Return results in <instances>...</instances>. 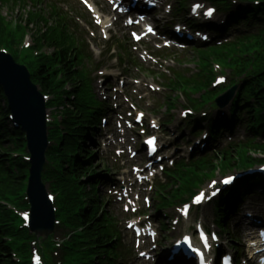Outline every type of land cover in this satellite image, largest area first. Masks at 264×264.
Here are the masks:
<instances>
[{"label":"trees","instance_id":"trees-1","mask_svg":"<svg viewBox=\"0 0 264 264\" xmlns=\"http://www.w3.org/2000/svg\"><path fill=\"white\" fill-rule=\"evenodd\" d=\"M2 7L5 8L10 14L19 13L16 10L22 11L26 7H28L26 0H6L2 2ZM20 14V13H19ZM21 22H23V25L25 28H30L33 32V35L35 37V43L38 45H45L47 47H50L54 49V52L52 54V58H41L39 65L35 68V81L40 86L42 91H51L54 90L51 86V81H49L48 77L45 75L50 67H54L59 65L61 68V71L67 81H74L77 85L79 82H82V75L79 71H74L72 66L71 59L68 60L67 58V51L68 49L64 46V44L60 45L57 42V39L55 38V35L53 32H51L49 29H47V23H45L41 18L36 17L32 18L29 13H27L26 18L22 16ZM4 21L3 18H0V45L6 42L7 40L12 41L11 36L4 30ZM70 41L69 37L64 34V42ZM237 49V48H235ZM227 56L224 55L221 51V49H212L210 52L203 51L201 53V59L202 60H209V59H216V60H226ZM43 76V77H42ZM264 86V70L261 77L260 85ZM78 89H74L72 99L68 100L66 99L64 103H67L68 106H72L77 110L76 116H71L74 113H68L66 110V115H68L67 123H70L72 119H76L79 121H83L86 119V110L84 108L85 102L89 103L88 98L83 96V92L81 90V86L77 87ZM79 91V92H78ZM82 95V96H81ZM83 97V98H82ZM63 104V103H62ZM89 119V118H88ZM91 119V117H90ZM66 142L69 143V138H65ZM66 150L70 152H74V149H72V146L70 148L68 147ZM84 150V149H83ZM83 155V154H82ZM86 158L88 156H85ZM2 156L0 157V160H2ZM246 161H248L247 157H244ZM92 160L84 161L83 163H80L79 160H71L70 165H68L67 169L63 172L62 175L57 174V172H52L54 175V183L53 187L55 189H64L65 195H68V200L64 202V206H66L69 211L64 212V216L67 218L68 222L72 224H82L85 228V239L89 241V243L96 249L95 255H97V259L95 264H107L105 260L106 254L112 253V245L109 246L108 242L105 240V230H104V223L102 221V217H99L96 219L94 216L90 217L88 216L89 213H83L81 209V205L75 200L72 199L74 197V190H72V186H70V183H68V177L69 176H79V174L82 173V169L85 171H89L92 165ZM73 163V164H71ZM66 163L63 162V167ZM86 165H89L87 168H85ZM223 165V164H222ZM226 166L223 165V170ZM208 166L195 165L193 168L186 170V173L183 175V178H187L189 180H200L201 175L206 173L208 171ZM21 173L19 175H16L15 177H12L10 180L9 185L6 187L0 186L1 191H7L8 193L13 194L15 190H17L19 186V180L21 179ZM66 185V186H65ZM57 187H60L57 188ZM63 193V195H64ZM70 196V199H69ZM65 207V208H66ZM66 208V209H67ZM73 209H80V217H74L70 214V211ZM98 210L97 204L91 205L90 212L94 211V214ZM94 264V263H91Z\"/></svg>","mask_w":264,"mask_h":264},{"label":"snow or ice","instance_id":"snow-or-ice-1","mask_svg":"<svg viewBox=\"0 0 264 264\" xmlns=\"http://www.w3.org/2000/svg\"><path fill=\"white\" fill-rule=\"evenodd\" d=\"M84 2L86 3V0H84ZM200 7H201V5H199V4L195 5L194 8H193V12H195L196 9H198V8H200ZM213 12H214V9L209 8V9L204 13V15H205V16H208V17H211V16L213 15ZM129 23H131V21H129ZM149 31H151V28H149ZM134 35H135V34H134ZM137 38H139V37H137ZM141 115H142V114H141ZM153 126H155V125H153ZM146 143L152 146L151 151H153V152L156 151V148H155V138H150ZM232 180H233L232 177H228V178H225V179H224L223 181H221V182L224 183V184H230V183L232 182ZM216 183H217L216 181H212V183L209 185V187H210V188H211V187H214ZM211 195H212V196H215V195H216V191H215V190L212 191V192H211ZM204 198H205V194H204V193H200L199 195H197V196L195 197V201H194V202H195V203H199V202H201V200L204 199ZM49 199H51V197H49ZM27 218H28V217L25 216V219H27ZM130 227H131V226H130ZM200 238H201V240L204 242V248H205V249L209 248L208 238L205 237L203 233H201ZM211 239H212V240H215V239H217V237H216L215 235H212ZM185 242L187 243V239L185 240ZM189 247H190L191 250H192L194 253H196V255L200 258V264H204V259H205L204 254H203L199 249H197V248H195V247H192L191 244H189ZM140 255L143 256L144 253H141Z\"/></svg>","mask_w":264,"mask_h":264},{"label":"water","instance_id":"water-1","mask_svg":"<svg viewBox=\"0 0 264 264\" xmlns=\"http://www.w3.org/2000/svg\"><path fill=\"white\" fill-rule=\"evenodd\" d=\"M2 68H4V70H5V72H6V74H11L12 72H13V68H8L7 66H6V63L0 58V70L2 69ZM3 75H1V73H0V79L1 80H3V77H2ZM9 85L13 88L14 87V85H13V83H12V81L10 80L9 81ZM16 91V90H15ZM15 93H17V94H19V96H21V99H20V102H22V103H24L25 105H26V107L27 108H31L32 107V104H31V102L27 99V96L30 94L29 92H15Z\"/></svg>","mask_w":264,"mask_h":264},{"label":"bare ground","instance_id":"bare-ground-1","mask_svg":"<svg viewBox=\"0 0 264 264\" xmlns=\"http://www.w3.org/2000/svg\"><path fill=\"white\" fill-rule=\"evenodd\" d=\"M22 15L18 14L16 17L15 27L20 28L23 26V22H21ZM183 259V258H182Z\"/></svg>","mask_w":264,"mask_h":264},{"label":"rangeland","instance_id":"rangeland-1","mask_svg":"<svg viewBox=\"0 0 264 264\" xmlns=\"http://www.w3.org/2000/svg\"><path fill=\"white\" fill-rule=\"evenodd\" d=\"M3 12H4L3 14H4V15H6V12H5V10H3ZM6 16H9V15H6Z\"/></svg>","mask_w":264,"mask_h":264}]
</instances>
